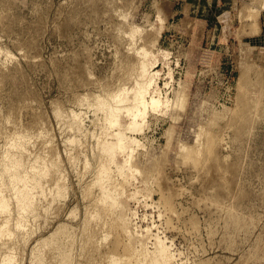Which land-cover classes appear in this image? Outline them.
<instances>
[{
	"label": "rangeland",
	"instance_id": "rangeland-1",
	"mask_svg": "<svg viewBox=\"0 0 264 264\" xmlns=\"http://www.w3.org/2000/svg\"><path fill=\"white\" fill-rule=\"evenodd\" d=\"M225 1L171 25L153 0H0V264H150L159 241L170 264H264V1ZM143 48L185 105L139 131L109 108L134 110Z\"/></svg>",
	"mask_w": 264,
	"mask_h": 264
},
{
	"label": "bare ground",
	"instance_id": "bare-ground-1",
	"mask_svg": "<svg viewBox=\"0 0 264 264\" xmlns=\"http://www.w3.org/2000/svg\"><path fill=\"white\" fill-rule=\"evenodd\" d=\"M264 1V0H263ZM262 1V2H263ZM264 4V3H263ZM262 5V4H261ZM261 7V6H260ZM262 7H264V5L262 6ZM262 10H264V8L262 9ZM164 13V12H163ZM160 14V13H159ZM161 15H163V14H161ZM159 16V15H158ZM243 17H245V16H243ZM161 18V17H160ZM167 18V17H166ZM163 20V19H162ZM166 20V19H165ZM143 50H144V59L142 60V64H140L142 67H143V70H142V72H141V78H144L145 79V82L143 83V84H140V82L138 81V79H137V81H136V85H134L133 87H132V93H130V95L129 96H127V98L126 99H122L121 100V102L122 101H125V100H128L129 102H131L132 103V107H133V109L134 110H131L132 108L131 107H121L120 105L118 106H116V107H114V108H109V109H111V111H110V113H112L113 115H115V117H114V121H116V123H118L119 122V120H120V116H121V112H122V110H123V108L124 109H126L130 114H131V116H132V121L130 122V126H129V128H134V129H137V130H141L142 129V127H143V125H144V123H145V117H146V114L148 113V111L149 110H152V111H159V110H163L164 108H167V107H169V106H174L175 108H180V109H182L183 107H184V105H185V98H183V97H181V98H179L178 100H176V101H173V102H171V100H169L168 98H163L161 95V93L160 92H156V90H155V85H156V83H157V76L160 74V70L158 69V70H156V71H154V72H151V67L153 66V63H151L150 64V61L149 60H147V58H148V56L150 55V52L149 51H147L145 48H143ZM161 51V53L163 54V56H165L166 58H167V56L170 54V52L169 51H167V50H160ZM141 69V68H140ZM172 75V74H171ZM170 75V76H171ZM158 85V84H157ZM156 89H158L157 88V86H156ZM121 94H122V92H120V93H115V95H113L116 99H118V98H120L121 97ZM127 102V101H126ZM139 118H141L142 120V122H140V121H138V119ZM111 119H113V118H111ZM112 121V120H111ZM137 140L135 139V138H133L132 139V142H136ZM126 147H127V144L126 143H123L122 142V139L121 138H118V143H117V149H120L121 151L123 150L124 151V149L126 150ZM133 148V147H132ZM116 148L115 149H112L111 150V153H115V151L117 150ZM131 150H133V149H131ZM19 161V160H18ZM17 161V162H18ZM19 163V162H18ZM127 164V163H126ZM20 165H21V163H20ZM18 166V165H17ZM20 167V166H19ZM120 167V166H119ZM131 167V166H130ZM17 169V168H16ZM15 169V170H16ZM18 171V170H17ZM16 171V172H17ZM15 173V172H14ZM15 175V174H14ZM18 176V175H17ZM14 178L16 177V176H13ZM18 179L20 178H25V182H26V180L28 179L27 177H21V176H18L17 177ZM17 178H15V179H17ZM15 179H14V181H15ZM17 179V180H18ZM22 179V180H23ZM21 180V181H22ZM24 181V180H23ZM59 181V180H58ZM24 183V182H23ZM25 184V183H24ZM23 184V185H24ZM58 185H61V184H58ZM25 186H26V184H25ZM25 186L23 187V186H21L20 188L21 189H17V190H20V192L19 193H21L22 194V191H23V188H25ZM56 186V185H55ZM59 188V187H58ZM18 192V191H17ZM23 192H25V191H23ZM18 193V194H19ZM26 193V192H25ZM24 193V194H25ZM17 194V193H16ZM17 194V195H18ZM20 196H22V198L24 199V196H23V194L22 195H20ZM26 196V195H25ZM18 197H19V195H18ZM18 199H20L22 202V204H23V206H22V208L23 209H27L28 207H30L31 205V203L28 201V200H22L20 197L18 198ZM7 206H8V202L6 201V198H5V196H4V198L2 197V195H0V210H2L0 213H2L3 211H6V210H8L7 209ZM9 208V207H8ZM8 212H9V210H8ZM4 213V215H6V216H8L9 215V213ZM2 218H3V216H2ZM4 218H5V216H4ZM7 218V217H6ZM5 218V219H6ZM10 218V217H9ZM9 218H8V220H9ZM2 221V220H1ZM7 220H5L4 222H5V224L8 222H6ZM1 223V222H0ZM3 223V222H2ZM9 224H11L10 223V221H9ZM4 226V223L2 224V227ZM8 227V223H7V225H5L4 227ZM1 227V226H0ZM4 228V229H8L9 227H11V226H9L8 228ZM2 230H3V228H1ZM10 229V228H9ZM12 230V229H11ZM11 230H9V232H11ZM126 231V230H125ZM1 232V231H0ZM6 232V231H5ZM128 232V231H127ZM2 233V232H1ZM8 233V232H7ZM6 233V234H7ZM6 234H3V235H6ZM11 233H8V235H10ZM129 234V233H128ZM158 236V235H157ZM160 237V236H159ZM158 237V238H159ZM132 241V240H131ZM161 241H162V239H161ZM163 242V241H162ZM162 242H160L159 241V243H157V249H156V254L152 257V258H150L151 259V261H150V264H170L168 261H167V256H165L163 253L166 251L165 249H167V246H166V244H165V246H163V244H164V242L162 243ZM130 243H132V242H130ZM137 244H139V243H137ZM119 245V244H118ZM126 245H128V244H125V246ZM116 246H117V244H116ZM129 246V245H128ZM147 246V245H146ZM145 246V247H146ZM144 248V247H143ZM130 249V248H129ZM128 249V250H129ZM148 249V248H147ZM147 249H146V251H147ZM133 250H135V249H133ZM9 251V250H8ZM108 251V250H107ZM141 252V251H140ZM153 252V251H152ZM151 252V253H152ZM7 253V252H6ZM5 253V254H6ZM10 253H12V251L10 252ZM106 253V252H105ZM148 253V252H147ZM146 253V254H147ZM109 254V253H108ZM130 254H131V252H130ZM129 254V255H130ZM135 254H137V252H135ZM140 254V253H139ZM145 254V253H144ZM163 254V255H162ZM168 254V253H167ZM7 255V254H6ZM12 255V254H11ZM148 255V254H147ZM9 256H10V254H9ZM110 256V255H109ZM139 256V255H138ZM151 256V255H150ZM2 257V256H1ZM1 257H0V260H3V259H1ZM128 258H129V256H127ZM127 257H125V258H127ZM130 257H132V256H130ZM124 258V257H123ZM132 258H134V257H132ZM136 258V257H135ZM141 258V257H140ZM171 258V257H170ZM168 259V260H171V259ZM13 257H8L7 256V258L4 260V263L3 264H12V261H13ZM122 259V258H121ZM130 259V258H129ZM128 259V260H129ZM125 260V259H124ZM133 260V259H132ZM139 260V259H138ZM142 260V259H141ZM131 261V260H130ZM136 261V260H135ZM125 262V261H124ZM143 262V261H142ZM2 263V262H1ZM122 263V262H121ZM132 263V262H131ZM148 263V262H147ZM147 263H145V264H147ZM137 264V263H136ZM139 264V263H138ZM149 264V263H148Z\"/></svg>",
	"mask_w": 264,
	"mask_h": 264
},
{
	"label": "crops",
	"instance_id": "crops-1",
	"mask_svg": "<svg viewBox=\"0 0 264 264\" xmlns=\"http://www.w3.org/2000/svg\"><path fill=\"white\" fill-rule=\"evenodd\" d=\"M159 4L158 11L171 25L185 22H218L228 6L225 0H153ZM164 12V13H163ZM204 18V19H203Z\"/></svg>",
	"mask_w": 264,
	"mask_h": 264
},
{
	"label": "built area",
	"instance_id": "built-area-1",
	"mask_svg": "<svg viewBox=\"0 0 264 264\" xmlns=\"http://www.w3.org/2000/svg\"><path fill=\"white\" fill-rule=\"evenodd\" d=\"M229 83H227V81H226V88L230 91L231 90V86L230 85H228Z\"/></svg>",
	"mask_w": 264,
	"mask_h": 264
}]
</instances>
